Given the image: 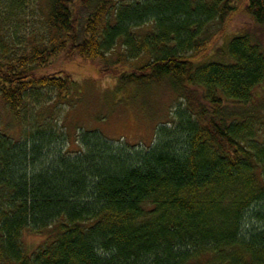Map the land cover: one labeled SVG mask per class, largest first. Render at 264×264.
<instances>
[{
  "label": "trees",
  "instance_id": "obj_1",
  "mask_svg": "<svg viewBox=\"0 0 264 264\" xmlns=\"http://www.w3.org/2000/svg\"><path fill=\"white\" fill-rule=\"evenodd\" d=\"M239 5L263 31L264 0H0V264H264V45L199 58ZM60 56L179 104L147 146L73 142L57 113L81 86L40 73Z\"/></svg>",
  "mask_w": 264,
  "mask_h": 264
},
{
  "label": "rangeland",
  "instance_id": "obj_2",
  "mask_svg": "<svg viewBox=\"0 0 264 264\" xmlns=\"http://www.w3.org/2000/svg\"><path fill=\"white\" fill-rule=\"evenodd\" d=\"M243 31H248L264 45V30L258 32L249 15L239 5L237 12L225 23L221 35L208 44L199 58L206 55L205 58L211 59L215 48L220 47L228 37ZM53 65L52 69L40 73L51 75L55 71L64 70L81 86L79 102L73 108L65 107L57 113L73 142L76 135L85 130H97L104 140L116 143V146L123 143L133 147L147 146L155 139L158 127L168 121L170 114L179 104L176 95L166 84L152 85L142 90L132 85L127 90L117 92L116 77L123 71L118 66L111 69L107 63L91 62L77 56H60L54 60ZM262 89L256 90V96H260L264 101V86ZM194 94L196 95V92ZM9 125L10 131L18 132L14 124ZM61 131L66 133L65 129ZM260 138H264V130ZM73 150H77V147L75 143H70L69 151ZM46 237L44 234L35 235L26 231L22 242L24 247L32 252Z\"/></svg>",
  "mask_w": 264,
  "mask_h": 264
}]
</instances>
